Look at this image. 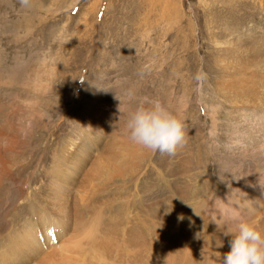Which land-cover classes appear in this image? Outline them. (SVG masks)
<instances>
[{
	"label": "rangeland",
	"instance_id": "rangeland-1",
	"mask_svg": "<svg viewBox=\"0 0 264 264\" xmlns=\"http://www.w3.org/2000/svg\"><path fill=\"white\" fill-rule=\"evenodd\" d=\"M68 36L74 38L62 43ZM242 64L247 69H241ZM255 64L260 66L257 70ZM0 67L1 80L10 88L0 87V125L17 110L10 104L15 94L20 99L29 91L40 104L20 99L41 114L34 138L43 158L29 172L35 173L33 181L52 183L44 168L58 139V146L68 144L66 150L75 155L74 145L87 151L88 144L102 136L112 139L117 157L125 159L120 175L106 171L100 176L101 171L91 168L73 188L77 192L99 187L88 192L81 213L106 209L110 219L112 212L116 264H168L166 245L177 259L188 253L187 264H205L198 255L206 250V241L212 234L223 239V234L212 233L206 215L197 214L199 208L201 214L211 210L212 195L197 196L194 190L203 189L202 172L208 186L216 178L214 195L234 185L225 180L229 173L211 169L216 163L226 169L225 164L238 165L241 159L244 171L251 170L252 156L232 150L233 161L225 146L232 113L253 107L250 104L261 93L264 0H32L30 7H23L21 0H0ZM145 98L159 99L191 128L186 150L162 154L130 141L125 132L129 114ZM22 124L29 122L23 119ZM241 127L238 123L237 129ZM262 137L257 141L251 136L249 149L263 151ZM79 141L81 145L76 144ZM5 181L9 188L8 196L0 200V228L7 215L22 216L24 202L37 199L33 193L25 192L26 201L19 195L27 183L20 187L22 181L18 184L11 177ZM183 182L194 188H186V199ZM45 211L51 212L48 223L63 219L55 205ZM24 221L21 218L19 225ZM43 228L39 226V231ZM217 250L214 246L211 253ZM9 255L5 250L0 264Z\"/></svg>",
	"mask_w": 264,
	"mask_h": 264
},
{
	"label": "bare ground",
	"instance_id": "bare-ground-1",
	"mask_svg": "<svg viewBox=\"0 0 264 264\" xmlns=\"http://www.w3.org/2000/svg\"><path fill=\"white\" fill-rule=\"evenodd\" d=\"M247 67V64H242L241 69H247ZM258 67L260 66L254 65L255 70ZM259 74L261 93L257 94L255 100L250 104L253 107L241 108L232 113V115H235L231 117L230 121L233 127L229 130L227 136L229 144L225 146L228 150L231 149L229 153L233 161H236L234 160L236 156L232 150H239L238 152L243 154L247 153L242 157H247V155L253 157L250 172L248 169L244 171L246 165L242 168L241 159L237 160V162L239 161L238 165H235L237 164L235 162H228L230 164L224 165L226 169L219 163H216L214 164L216 166H212L211 169L216 172V168L219 167L218 174L220 175L222 172L224 174L229 173V180L227 178L225 180L233 182L234 185H227L220 192L219 196L218 194L214 195L213 192H215L217 187L216 178L212 181V185L208 186L207 180L203 179L206 173L202 172L203 189L198 188V190H194L197 196L203 192L212 195V198L208 202V207L211 210L205 211L204 214H201L200 208L198 210L199 215H206L205 221L210 229H213L212 233L223 234V231L239 220L251 221L264 228V149L257 153L249 149L250 146H247V142H250L251 136L256 137V140L257 138L260 139L261 136L264 137V68L263 70H259ZM0 87L3 90L7 87L1 80V76ZM7 89L10 90L8 87ZM15 95L18 97H10V104L14 108H17V110L11 112L8 117H5V123L0 125V200L2 201L4 197L8 196L6 189L9 188V185L5 181L6 177H11L12 180H19L18 184L22 181L20 187L24 186V183H27L25 191H21V188H19V195L23 200L26 201L28 198L25 195L26 193L35 194L37 199L36 201L24 202L26 212L24 209L19 212H24L22 216L7 215V220L2 221V227L0 228V256L3 255L5 250L8 252V255L10 254L6 258L5 264H116L114 250L117 244L111 239V235L114 232L112 212L110 219L106 215V209L84 216L81 213V205L84 203L88 192L96 189V187L99 189V187L95 184L89 191L81 189L77 192L73 191V188L80 176L87 175L91 168L101 171L100 176L104 175L106 171L120 175V163L125 159L117 157V149L112 139L108 141L106 138L99 136L88 144L87 151H83L81 147L74 145L77 148L74 151V155L72 151L66 150L68 144L65 146L60 143L58 146L59 139L57 138L58 141H56L55 146L46 155V158L49 160V164L46 167L48 169L44 168L45 175L51 173L52 183L47 186V181L44 184L41 181H33L35 173L29 172H32L31 168H35L43 158L37 152L39 150H37L36 145L39 140L34 138L41 121V114L34 105H29L28 102L26 105H23L20 100L21 97L28 101L32 100V95L29 94V91L26 95L21 94L20 99L19 93ZM32 103L38 104V101L32 100ZM21 107L24 109H20ZM23 119L28 120V126L22 124ZM238 123L242 126L240 129H237ZM197 129L203 131L201 128ZM214 129L212 126V132ZM259 131L262 132L261 136L258 135ZM190 132L191 128L188 127L187 135H190ZM253 132H257L258 134H254ZM223 135H218V137H222ZM218 137L216 136L215 138L217 139ZM211 138V141H213V137ZM76 144L81 145L80 141L76 142ZM188 144L187 141L182 149L186 150ZM239 148H242L243 151H240ZM215 158L217 159V156ZM184 172V174H188L189 169L184 168ZM233 174L236 177H233ZM235 180H237L236 184ZM18 184L15 186H18ZM112 186L114 187V185ZM112 186L110 189H112ZM181 188L183 189L184 199L188 197L186 188L194 189L193 186L186 182H183ZM72 191L73 193L71 194ZM256 193L258 194L256 195ZM254 195L256 196L253 197ZM107 199H109L108 196H106L105 200ZM39 200L42 203L45 202L46 207L41 206L42 203ZM112 200L109 199L107 201L109 206L113 205ZM47 205H55L58 214L63 219L55 221L53 224L51 222L48 223V217H51L48 214L51 212H43L48 207ZM227 205H229L228 208H233L230 213L227 211ZM218 210H221V214L223 215L218 214ZM21 218H24L25 221L19 225ZM41 218L43 220L39 224L38 220ZM217 224L220 227L216 226ZM39 226L44 227L42 231H39ZM3 230L6 231L3 232ZM64 235L66 237L61 240ZM214 237L215 234H212V237L209 238L210 241H206L205 243L206 250L204 253L198 255V257H201V260L205 261V264H223V254L229 250V243H227L228 236L223 234V239H214ZM57 242L60 249L56 248ZM166 246L165 257L168 264H187L190 260L188 253H184L180 259H177L174 253L169 250L168 245ZM214 246H217L218 250L212 254L211 250ZM223 248H225V251H220ZM103 255L106 256V260L103 259ZM194 260L195 262L198 261L197 259ZM201 263L199 262V264Z\"/></svg>",
	"mask_w": 264,
	"mask_h": 264
},
{
	"label": "clouds",
	"instance_id": "clouds-1",
	"mask_svg": "<svg viewBox=\"0 0 264 264\" xmlns=\"http://www.w3.org/2000/svg\"><path fill=\"white\" fill-rule=\"evenodd\" d=\"M31 3L32 0H21L23 7H30ZM72 38L68 36L62 43L67 44ZM125 132L131 142L162 154L173 155L187 143L183 119L155 98H145L129 114ZM223 234L231 237L229 250L223 254V264H264V228L251 221L239 220Z\"/></svg>",
	"mask_w": 264,
	"mask_h": 264
}]
</instances>
